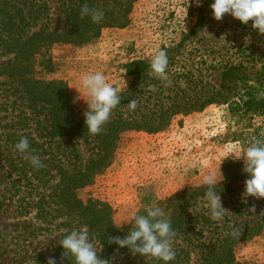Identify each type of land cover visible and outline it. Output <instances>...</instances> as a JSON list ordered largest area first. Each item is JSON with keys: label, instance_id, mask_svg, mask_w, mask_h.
<instances>
[{"label": "rangeland", "instance_id": "rangeland-1", "mask_svg": "<svg viewBox=\"0 0 264 264\" xmlns=\"http://www.w3.org/2000/svg\"><path fill=\"white\" fill-rule=\"evenodd\" d=\"M70 1L0 0V264H47L63 236L73 229H87L76 212L63 206L61 196L66 188L65 176L95 157V147L83 142L75 146L63 137H47V108L31 103L23 87L7 72L15 56L11 52L15 40L26 39L41 29H68L66 9ZM211 3L212 0H137L125 27L104 28L83 45L55 43L41 49L34 56L30 77L64 83L74 111L84 118L87 104L77 99L78 92L86 99L79 87L83 74L102 72L120 93L130 83L123 65L134 59L150 61L158 48L178 45L179 52L172 51L171 57L202 71L204 66L197 64H204L203 61L219 66L228 59L248 61L244 64L251 73L260 70L264 65V35L252 29L251 21L242 25L230 15L215 21ZM118 7L106 1L107 11L116 13ZM200 16L201 23L196 26ZM194 25L197 30L191 34ZM218 74L213 72L215 78H207L208 82L219 85ZM262 122L261 117H253L251 124L258 127ZM245 125L233 118L225 105L217 104L177 115L156 134L126 133L110 162L74 195L82 202L93 200L109 206L115 225L127 223L141 209L185 187L200 185L203 174L215 172L218 167L222 174L224 161L244 162L242 156L225 157L229 153L238 155L248 146L247 135H242ZM22 137L28 139L32 154L39 156L43 167L33 168L15 150ZM244 181L233 186L231 195H220L228 214L224 224L217 223L218 229H213L212 224L199 232L197 224L194 233L175 235L176 256L171 264H199L202 241L211 245L219 233L225 234L233 224L242 232L264 222L260 219L264 199L244 197ZM197 210L208 213L204 199ZM89 235L100 249L98 258L109 260V264H160L129 250L106 254L94 235ZM235 255L238 262L264 264V226L237 244Z\"/></svg>", "mask_w": 264, "mask_h": 264}, {"label": "trees", "instance_id": "trees-1", "mask_svg": "<svg viewBox=\"0 0 264 264\" xmlns=\"http://www.w3.org/2000/svg\"><path fill=\"white\" fill-rule=\"evenodd\" d=\"M106 1L119 5L118 11L113 13L105 8ZM137 0H71L66 9V25L68 29L49 32L44 29L32 33L26 39L15 40L11 52L15 54L8 65L7 72L25 90L29 101L33 104H43L49 113V129L46 136L66 138L76 146L80 142L92 144L97 154L84 163L83 168L65 176L66 188L61 199L64 207L76 212L88 231L98 240L106 254L122 252L108 241L113 237L123 238L131 225L119 226L113 221V212L104 203L88 200L80 201L74 192L89 185L97 171L105 167L111 160L123 135L129 132H145L156 134L163 131L170 120L177 115H187L203 111L211 105H225L233 118L246 123L242 135H247V142L256 138L264 140V65L251 73L250 67L239 61L228 59L219 66L212 63H200L202 69L194 67L189 62L174 60L172 51L179 52L180 47H164L168 56L167 80L161 81L149 74V63L145 59H134L125 65V76L130 79L128 87L118 93L121 104L113 110L108 122L98 135H90L84 125V118L79 117L73 109L66 85L62 82L40 81L30 77L34 64V56L43 48L52 44L83 45L96 38L104 28H123L128 22V14ZM87 3L91 8L104 11V19L100 23L91 22L90 18H80V9ZM198 12L203 10L198 9ZM202 17L196 21L199 26ZM194 25L191 34H195ZM188 37L190 36L187 35ZM181 42L179 45L181 46ZM213 72H220L216 79L219 85L211 84L207 78H215ZM155 88V91L152 88ZM137 101L135 110L127 107L130 100ZM253 117H261L262 124L258 127L251 124ZM263 131V132H262ZM241 136V134H240ZM247 147V146H246ZM73 151H78L74 148ZM244 162L235 163L230 160L223 163V181L218 184L220 195H231L236 183L243 182L247 177L243 171ZM203 200V188L198 186L185 187L168 198L158 201L166 215L170 217L173 230L177 234L187 231L194 233L195 225H199V232L217 223L210 220L208 213L198 212L199 202ZM243 200V198H242ZM146 209L138 213L144 214ZM264 219V215L260 217ZM264 222H258L253 227H246L239 235L232 236L229 229L225 234L219 233L211 245L204 241L199 246L203 248L199 264H250L238 262L235 246L258 233ZM63 249L58 246L53 251L57 264H72L71 259L62 256Z\"/></svg>", "mask_w": 264, "mask_h": 264}, {"label": "clouds", "instance_id": "clouds-1", "mask_svg": "<svg viewBox=\"0 0 264 264\" xmlns=\"http://www.w3.org/2000/svg\"><path fill=\"white\" fill-rule=\"evenodd\" d=\"M212 17L220 21L225 15L245 25L251 21V27L258 34L264 35V0H212L210 4ZM80 18H90L93 23H100L104 19V11L91 8L85 3L80 9ZM168 56L165 50L156 49L150 58L149 74L157 80H167ZM80 92L77 99H82L87 104L84 113V125L90 135L101 133L108 122L112 112L121 104V97L116 87L107 82L105 75L100 71L83 74L79 79ZM155 91V88H152ZM127 107L135 110L137 101L130 100ZM15 150L28 160L35 169L43 167L39 156L32 154L29 141L22 137L14 146ZM234 159L243 157V171L246 175L244 181V197L264 199V140L256 138L242 148L238 155L229 153ZM223 180L219 167L215 172L203 174L200 187L203 188V199L206 201L208 216L211 221L218 224L226 222L227 210L222 206L218 184ZM220 190V189H219ZM261 215H264L262 213ZM130 230L123 237H113L108 242L117 248H127L133 255H140L160 262L171 264L176 252L173 247L176 235L170 217L158 204H153L146 209L144 214H132L127 223ZM230 235L237 236L239 231L232 225ZM63 249L62 256L71 259L72 264H109V260L98 258L95 244L90 238L87 229H73L59 241ZM47 264H57L55 258H49Z\"/></svg>", "mask_w": 264, "mask_h": 264}]
</instances>
